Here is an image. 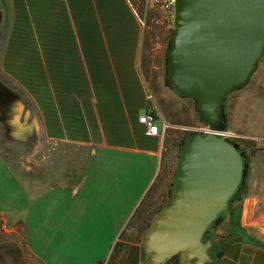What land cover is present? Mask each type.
<instances>
[{"label": "rangeland", "instance_id": "1", "mask_svg": "<svg viewBox=\"0 0 264 264\" xmlns=\"http://www.w3.org/2000/svg\"><path fill=\"white\" fill-rule=\"evenodd\" d=\"M0 24V80L18 92L31 112L34 134L16 140L0 124V264H9L3 246L19 248L26 264H90L102 262L113 233L93 230L90 222L104 208L97 201L108 178L140 180L142 172L129 169L136 162L129 155L79 148L69 139L100 141L98 125L109 123L111 133L125 138L121 110L114 95L106 94L101 105L97 83H91L82 65L73 69L72 88L64 89L54 72L41 67L40 103L3 71L5 48L11 34L14 12L11 0H3ZM130 9L142 29L140 73L145 86L144 101L170 125L157 178L143 197L138 212L129 221L125 237L137 238L138 218L146 207H159L176 171L180 139L200 126L192 99L181 98L166 84L164 56L172 30L171 0H129ZM50 11L51 19L63 24V11ZM65 24V23H64ZM61 49L74 48L70 26H61ZM81 47H85L84 41ZM92 48L93 43H92ZM69 49V50H72ZM79 63V62H78ZM91 77V76H90ZM94 87V88H90ZM71 91V92H69ZM93 100V101H92ZM95 100V101H94ZM228 127L249 138L241 150L249 157L248 178L264 181V47L248 83L226 94ZM103 109V110H102ZM150 112V110H149ZM108 117L105 122L102 117ZM102 121V122H101ZM160 127L159 119L155 121ZM243 145L246 147H243ZM75 189V192L73 191ZM135 193V192H134ZM95 214V215H94ZM2 258L3 261H2Z\"/></svg>", "mask_w": 264, "mask_h": 264}, {"label": "water", "instance_id": "2", "mask_svg": "<svg viewBox=\"0 0 264 264\" xmlns=\"http://www.w3.org/2000/svg\"><path fill=\"white\" fill-rule=\"evenodd\" d=\"M165 53L166 84L194 101L204 132H195L179 151L167 205L151 219L141 238L146 264H213L207 236L244 175L241 153L216 132L232 131L226 94L244 87L264 47V0H173L172 30ZM25 109L22 96L0 80V124L16 140ZM33 126V125H32Z\"/></svg>", "mask_w": 264, "mask_h": 264}, {"label": "crops", "instance_id": "3", "mask_svg": "<svg viewBox=\"0 0 264 264\" xmlns=\"http://www.w3.org/2000/svg\"><path fill=\"white\" fill-rule=\"evenodd\" d=\"M55 5L63 11L65 20L62 24L57 17L51 19L47 9L48 21L55 26L53 35L61 37L59 29L68 23L74 48L47 49L46 53L54 54L56 59H43V67L54 72L62 82L61 88L71 90L76 74L73 68L82 65L88 81L97 83L95 88L102 92L96 96L101 105L109 104L106 94L115 96L122 113L118 119L125 129L122 140L111 133L109 123L99 124L100 141L69 139L65 143L87 151L97 149L132 156L136 162L129 164L127 170L125 167V173L129 169L142 172L140 180L123 176L105 180L104 192L97 199L104 211L94 214L89 227L113 235L102 262L94 260L90 264H146L141 240L125 237L129 221L158 175L163 151V140L147 136L145 127L138 122L139 116L151 111L144 101L145 86L139 65L142 29L129 0H55ZM82 41L86 48L81 47ZM102 120L108 122L109 118L104 116ZM215 230L211 252L221 257L214 258L213 264H264V181L247 178V186L234 209L224 215Z\"/></svg>", "mask_w": 264, "mask_h": 264}, {"label": "trees", "instance_id": "4", "mask_svg": "<svg viewBox=\"0 0 264 264\" xmlns=\"http://www.w3.org/2000/svg\"><path fill=\"white\" fill-rule=\"evenodd\" d=\"M3 4V0H0ZM53 0H11V7L14 12L13 26L11 34L9 36L8 42L5 48L4 55V66L3 71L5 74L15 81L21 90L26 91L30 94L36 101L40 103L43 108L44 104L40 97V75H42L41 67L43 59L55 60L56 56H52L46 53L48 50L61 49L64 46L60 38H55L53 35L55 26L52 22L48 21L47 9L52 6ZM48 22L52 25H49ZM171 32V31H170ZM48 35H51L50 37ZM169 44L167 42V49ZM165 62V56H164ZM152 110V109H151ZM170 129V128H169ZM167 130L166 134L168 133ZM191 134L180 139L176 151V160H179V151L186 140ZM242 156V161L244 165V175L241 185L235 192V194L230 198L228 202L229 212L234 209V203L239 198V195L243 193L244 188L247 186V178L250 170V160L249 157L241 152L239 147L235 145ZM164 151V146H163ZM163 151L161 155V160L163 156ZM161 162V161H160ZM175 173L172 175V180L169 185L166 197L163 203L151 210L150 207H146L138 218L139 224L137 229L136 240H141L143 233L150 223L153 216L165 205L168 204L170 198V192L172 189ZM157 178V177H156ZM138 212V208L134 215ZM132 216V218L134 217ZM131 218V219H132ZM224 220V215H220L213 222L212 227L207 232V236L211 237L214 242L213 229L222 224ZM6 250V254L9 259V264H26L23 260L22 254L17 247L3 246ZM214 258H220V254L213 255ZM4 258H2L3 261ZM173 264H178L176 260L172 262Z\"/></svg>", "mask_w": 264, "mask_h": 264}, {"label": "built area", "instance_id": "5", "mask_svg": "<svg viewBox=\"0 0 264 264\" xmlns=\"http://www.w3.org/2000/svg\"><path fill=\"white\" fill-rule=\"evenodd\" d=\"M169 5H173V0H171ZM157 119H159L161 122L160 127H158L155 123ZM138 122L145 127L146 129L145 134L147 136L158 137L161 140L165 138L166 132L170 128V125L167 122H165L160 116L156 115L152 110L150 112H147L139 116ZM206 130H207L206 128L202 126H198L196 128H192L190 131L191 133H195V132H204ZM216 134L223 139L236 143L240 147V149H241V144L249 140V138L236 134L234 131L216 132ZM243 147L245 146L243 145Z\"/></svg>", "mask_w": 264, "mask_h": 264}, {"label": "flooded vegetation", "instance_id": "6", "mask_svg": "<svg viewBox=\"0 0 264 264\" xmlns=\"http://www.w3.org/2000/svg\"><path fill=\"white\" fill-rule=\"evenodd\" d=\"M4 13H5L4 5L0 1V24L3 21ZM225 110H226V106H225ZM226 113H227V110H226ZM24 114H25V109L22 112L20 120H19V122L21 123V129L20 130L17 129L15 133L17 134V132H18V134L26 135L27 139H29V138L31 139L33 134H34V128H33L32 124L30 123V119H27V121L25 123L23 122L24 121ZM234 144L237 145L236 143H234ZM239 149H240V147H239ZM241 152L243 153L242 150H241ZM215 229H216V227H214L213 232L216 231Z\"/></svg>", "mask_w": 264, "mask_h": 264}]
</instances>
